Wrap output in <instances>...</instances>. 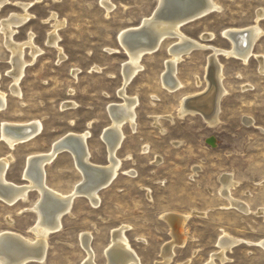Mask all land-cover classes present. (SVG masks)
I'll return each mask as SVG.
<instances>
[{
	"label": "rangeland",
	"instance_id": "obj_1",
	"mask_svg": "<svg viewBox=\"0 0 264 264\" xmlns=\"http://www.w3.org/2000/svg\"><path fill=\"white\" fill-rule=\"evenodd\" d=\"M157 1L111 0L114 6L108 12L101 0H6L0 6L1 22L23 13L20 4H29L30 19L16 28L13 37L23 42L32 32L42 49L35 62L25 67L19 81L21 94L14 96L7 74L10 54L0 33V91L6 95L0 125L3 121L42 123L39 134L13 150L0 140V157L13 155L7 180L27 184L22 175L27 154L47 152L55 139L69 132L88 130L89 160L100 166L108 163L100 133L111 123L108 103H123L116 90L123 81L121 66L128 58L117 34L124 28L141 27ZM214 1L220 9L186 22L181 27L185 35L228 49L231 43L223 30L253 24L261 30L247 62L218 56L227 92L219 100L217 122L208 126L197 115H177L181 98L203 87L210 50L193 49L182 56L176 76L183 87L169 92L160 74L169 58L167 47L175 39L165 38L157 50L142 56V68L125 88L138 102L135 128L129 123L121 127L124 138L116 151L121 160L118 175L98 190V204L85 194L75 197L61 228L46 238L45 261L28 264H83L82 233L91 236L92 263L110 264L114 258L107 253L114 250L105 249L121 228L136 261L129 264H207L211 257L213 264H264V249L256 244L264 237V213L256 212L264 207V73L257 57L264 61V15L257 18L259 12L264 13V0ZM51 12L64 22L58 30V45L65 56L60 61L57 49L47 44ZM204 33H212L213 38L202 39ZM23 56L31 60L27 48ZM197 77L200 86L195 83ZM66 100L76 104L61 106ZM73 161L68 151H62L45 165L47 184L68 193L82 177ZM229 173L236 181L231 194L250 207L247 214L229 207L219 194L220 177ZM37 196L32 189L26 200L11 205L0 199V231L35 239L30 228L36 221L31 207ZM172 216H179L178 224H183L178 226ZM224 231L244 241L222 251L217 242Z\"/></svg>",
	"mask_w": 264,
	"mask_h": 264
},
{
	"label": "bare ground",
	"instance_id": "obj_2",
	"mask_svg": "<svg viewBox=\"0 0 264 264\" xmlns=\"http://www.w3.org/2000/svg\"><path fill=\"white\" fill-rule=\"evenodd\" d=\"M5 2L6 0H0V6ZM101 4L107 12L114 6L111 0H101ZM20 5L23 8V13H14L0 22V33L3 38V44L10 54L9 62L11 64V69L7 71V74L11 76L12 82L9 88L11 93L17 97L21 94L19 81L24 74L25 67L29 65L30 62H35L42 51V49L35 44L32 32L28 33L26 40L23 42H16L14 40L13 35L16 32V28L23 26V24L30 19V13L27 11L29 4L25 3ZM219 9L220 6L214 0H158L157 5L150 15L141 20L140 26L142 27H128L118 32V42L127 52L128 58L121 66L123 81L121 86L116 90V94L123 99V103H108L107 110L111 118V123L107 127H104L100 133V137L107 145L108 163L106 165L100 166L91 163L89 160L90 152L87 148V138L90 132L88 130L79 133H66L64 136L55 139L47 152L27 154L24 161L25 168L22 173L23 178L28 180L27 184H16L7 180L6 172L13 159V155L10 154L6 157H0L1 200L11 205L19 200H26L27 193L32 189L38 192L37 201L31 207L36 215L35 224L30 228L34 233L35 239L26 238L9 230H1L0 264H25L30 261L43 263L46 259L48 247L46 238L50 233L56 232L61 228L62 217L70 213L74 198L83 193L89 198L91 203L95 204L99 200L98 190L113 178H116L121 162L116 155V151L124 138L121 127L124 123H129L131 128L134 129L136 125L135 108L138 99L137 96H128L125 88L132 77L142 68L140 63L142 56L145 53H151L157 50L165 38L170 37L175 39L167 47L169 58L164 61V68L160 74L162 86L169 92H174L183 87V83L176 76L177 64L182 59V56L193 49L210 50L204 66L203 87L181 98L177 109V115L178 117H183L187 114L197 115L203 119L208 126H213L217 122L219 100L221 96L227 92L221 82L222 64L219 62L218 56L235 57L243 62H247L252 55V43L261 32L257 24H253L249 27L228 28L223 30L222 35L231 43V47L228 49L218 48L207 43L199 42L182 32L181 27L186 22ZM263 15V12H259L257 18ZM49 19H53V22L52 29L48 33L47 44L57 49L58 61H60L65 56L62 54L61 48L58 45L60 39L58 30L63 26L64 22L57 19L55 12L50 13ZM201 38L208 41L213 38V34L204 33L201 35ZM25 48L28 49L31 57L29 61L25 60L23 56ZM110 50L111 49H109V51ZM257 57L259 59V70L264 73L263 57ZM75 73L76 70H73L72 74L75 75ZM195 83L197 86H200L201 81L198 77L195 79ZM5 96L6 95L0 91V111L6 106ZM75 104L73 100H66L61 106L67 108ZM245 122L249 123L248 120ZM154 123L157 124L156 118ZM41 129L42 123L39 120H32L29 122L3 121L0 125V140H2L9 149L13 150L16 145L26 142L33 136L39 134ZM62 151H68L72 155L73 162L82 176L66 194L53 189L47 184L45 172V165L51 163ZM84 172L87 174L89 180L84 175ZM193 172L196 171L193 170ZM128 173H132V171H128ZM220 182L222 186L219 190V194L225 198L228 202V206L235 207L245 214L249 213L251 210L250 207L246 203L235 199L231 194V189L236 185V181L232 174L223 175L220 177ZM262 183H264V181ZM256 212L258 214H263L264 207L258 208ZM169 218H171L173 222L174 220L177 221V219H180L179 216H172ZM178 222L179 221H177L178 226L183 224L179 225L180 223L178 224ZM174 225L176 224L174 223ZM121 229L113 233L112 244L109 248L105 249L108 251L110 248L114 250L112 252L109 251L110 253L106 251L108 257L112 256L114 258L113 261L110 259V264H129L131 261L136 262L133 257V250L126 237L121 234ZM90 239L91 236L88 233H82L80 235V242L85 250L83 264H93V249L90 245ZM243 241V239L232 237L224 231L219 237L217 244L220 249L224 251L231 248L234 244ZM256 244L264 249V237L257 241ZM220 258V260H223V257ZM167 259L165 262H167ZM212 261L211 257L207 264H213Z\"/></svg>",
	"mask_w": 264,
	"mask_h": 264
},
{
	"label": "water",
	"instance_id": "obj_3",
	"mask_svg": "<svg viewBox=\"0 0 264 264\" xmlns=\"http://www.w3.org/2000/svg\"><path fill=\"white\" fill-rule=\"evenodd\" d=\"M142 27V26H141ZM141 29V28H139ZM139 31V30H138ZM84 170V169H83ZM84 175L86 176V178L89 180V178L87 177V174L84 172ZM83 194V193H82Z\"/></svg>",
	"mask_w": 264,
	"mask_h": 264
},
{
	"label": "crops",
	"instance_id": "obj_4",
	"mask_svg": "<svg viewBox=\"0 0 264 264\" xmlns=\"http://www.w3.org/2000/svg\"><path fill=\"white\" fill-rule=\"evenodd\" d=\"M233 176V175H232Z\"/></svg>",
	"mask_w": 264,
	"mask_h": 264
}]
</instances>
